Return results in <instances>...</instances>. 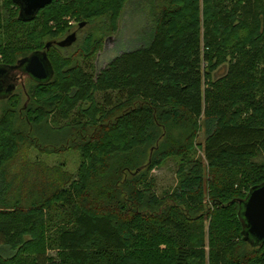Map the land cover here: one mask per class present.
Wrapping results in <instances>:
<instances>
[{
    "label": "trees",
    "instance_id": "trees-1",
    "mask_svg": "<svg viewBox=\"0 0 264 264\" xmlns=\"http://www.w3.org/2000/svg\"><path fill=\"white\" fill-rule=\"evenodd\" d=\"M125 1L54 0L23 21L5 0L0 66L45 52L54 74L0 111V264H264L241 214L264 184V0H159L146 44L100 73L97 29L62 55L67 17L113 33ZM77 128L60 148L81 153L77 174L31 158ZM170 159L179 181L161 196L148 173Z\"/></svg>",
    "mask_w": 264,
    "mask_h": 264
},
{
    "label": "rangeland",
    "instance_id": "rangeland-1",
    "mask_svg": "<svg viewBox=\"0 0 264 264\" xmlns=\"http://www.w3.org/2000/svg\"><path fill=\"white\" fill-rule=\"evenodd\" d=\"M159 0H126L123 8L121 9L120 16L117 19V30L113 33L107 32L104 33L105 28L103 26L94 27L93 24H85L83 27L79 28L78 22L76 18L67 17L66 20L69 22V26L72 27V30L69 32L71 35L72 33L77 34V42L75 41L72 45L65 47L62 50V55L71 57L75 54L78 48H80L84 44L85 35L88 34L90 31H96L95 39L102 40L100 44L96 43V52L93 57V63L95 65V69L97 73H100L104 70L108 64L115 59L117 56L121 55L122 53L130 50L137 49L142 47L146 44L148 40V35L154 27L155 24V4ZM5 0H0V13H5L4 7ZM231 4V3H230ZM201 8H204V2L201 1ZM203 30V28H202ZM103 34V35H102ZM68 35V34H67ZM66 35V37H67ZM64 37L63 39H65ZM230 65V58L225 63L221 64L215 71L212 73L213 79L217 80L223 76H225L228 72ZM29 78L24 77L22 81L17 84V87L21 84L29 83ZM22 89H19V92ZM21 106L28 105L26 101V97L24 94H21ZM6 96L3 92L0 93V111L6 100H4ZM20 98V97H19ZM89 104L86 103L85 106ZM118 115H114L112 119ZM98 119H101V115L98 116ZM101 121V120H99ZM102 123H100L101 125ZM77 128L74 133H71L69 137H67V133L65 129L60 132H53L52 134L49 133V138L47 142L40 141L38 145L40 148L32 147L31 148V158L33 160H44L49 165H63L68 171L72 172L73 174H77L79 167L81 165L82 156L81 153L74 149V148H67L60 150L63 145H67L68 139L73 140L77 133L82 132V129ZM94 128H90L87 133L92 132ZM86 133V132H85ZM86 133V134H87ZM178 133V132H177ZM206 139V132L202 127L199 130L198 137H197V144H204ZM37 143V142H36ZM43 148V149H41ZM148 148L149 154H151V150ZM198 154L203 155V151L198 148ZM261 159V157L259 158ZM179 167L176 162L172 159L167 160L164 162L161 167L153 168L148 175L154 179L155 186L154 189L158 195H164L166 192L171 191L179 181L178 175ZM208 250V249H207ZM7 253V252H4ZM49 255L54 256L56 255L55 251L49 252Z\"/></svg>",
    "mask_w": 264,
    "mask_h": 264
},
{
    "label": "water",
    "instance_id": "water-1",
    "mask_svg": "<svg viewBox=\"0 0 264 264\" xmlns=\"http://www.w3.org/2000/svg\"><path fill=\"white\" fill-rule=\"evenodd\" d=\"M19 7V19L30 21L37 17L39 12L54 0H13ZM85 23H81L83 27ZM77 40V34L72 33L64 40L56 42L61 47H68ZM53 42L47 43V48H50ZM18 68L29 78L36 81H47L54 74V68L47 53H34L31 56L22 58L18 64L13 67L0 66V74H5L6 71ZM1 80H3L1 78ZM0 83V93L5 96L13 92L17 88V84H11V87ZM141 168L137 169V173ZM242 218L244 220L245 239L253 238L257 243L264 242V184L255 186L249 192L247 199L242 203Z\"/></svg>",
    "mask_w": 264,
    "mask_h": 264
},
{
    "label": "flooded vegetation",
    "instance_id": "flooded-vegetation-1",
    "mask_svg": "<svg viewBox=\"0 0 264 264\" xmlns=\"http://www.w3.org/2000/svg\"><path fill=\"white\" fill-rule=\"evenodd\" d=\"M22 69H18V68H12L8 71H6L5 74H0V83H3L5 85H8L7 83H9L8 87H11V84H19L20 81H22V79L24 77H28L26 74H24L23 72H21ZM1 78L3 80H1ZM29 78V77H28ZM31 79V78H29Z\"/></svg>",
    "mask_w": 264,
    "mask_h": 264
}]
</instances>
